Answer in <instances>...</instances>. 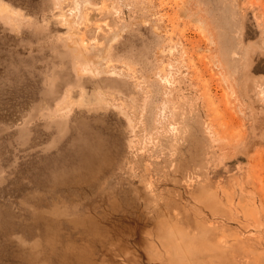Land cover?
<instances>
[{"label": "rangeland", "instance_id": "1", "mask_svg": "<svg viewBox=\"0 0 264 264\" xmlns=\"http://www.w3.org/2000/svg\"><path fill=\"white\" fill-rule=\"evenodd\" d=\"M0 264H264V0H0Z\"/></svg>", "mask_w": 264, "mask_h": 264}, {"label": "bare ground", "instance_id": "2", "mask_svg": "<svg viewBox=\"0 0 264 264\" xmlns=\"http://www.w3.org/2000/svg\"><path fill=\"white\" fill-rule=\"evenodd\" d=\"M64 16H65V15H64ZM64 16H61V17H64ZM64 19H65V18H64ZM99 93H100V92H99ZM100 96H101V95H100ZM102 96H103V95H102ZM100 99L103 100L102 97H100ZM103 102H104V101H103ZM88 140H89V139H88ZM96 146H97V145H96ZM98 153H99V152H98ZM101 156H102V155H101ZM149 166H151V165H149ZM144 167H145V166H144ZM144 172H145V169H144ZM145 174H146V173H145ZM146 181H147V180H146ZM149 182L152 184V181H149ZM151 184H150V185H151ZM117 191H118V190H117ZM117 193H118V192H117ZM160 201H161V200H160Z\"/></svg>", "mask_w": 264, "mask_h": 264}]
</instances>
